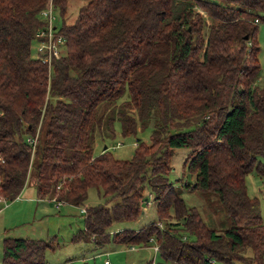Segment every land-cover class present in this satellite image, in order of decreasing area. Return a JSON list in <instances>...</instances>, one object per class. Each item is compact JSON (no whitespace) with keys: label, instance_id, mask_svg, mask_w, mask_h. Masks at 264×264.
<instances>
[{"label":"trees","instance_id":"trees-1","mask_svg":"<svg viewBox=\"0 0 264 264\" xmlns=\"http://www.w3.org/2000/svg\"><path fill=\"white\" fill-rule=\"evenodd\" d=\"M49 1L64 39L50 71L31 53ZM259 23L264 0H0V197L14 200L30 176L38 198L84 207L72 241L153 238L162 261L147 264H264L260 203L246 187L251 171L264 176ZM117 121L123 137L150 125L148 142L137 140L129 159L108 147L95 155V138L114 137ZM38 129L32 153L25 137ZM177 148L189 150L186 187L216 193L230 226L212 228L185 204L168 178ZM90 188L102 202L87 204ZM146 189L156 218L111 232L138 219ZM2 244L0 264H46L55 248Z\"/></svg>","mask_w":264,"mask_h":264},{"label":"rangeland","instance_id":"rangeland-1","mask_svg":"<svg viewBox=\"0 0 264 264\" xmlns=\"http://www.w3.org/2000/svg\"><path fill=\"white\" fill-rule=\"evenodd\" d=\"M79 5L80 2L74 1L72 8L69 9V22L75 18ZM55 24L60 25L58 17ZM258 26L260 70L256 83L264 86V23H259ZM37 49L38 42L33 40L31 53L34 57H37ZM60 49L64 53V46ZM124 97H128L127 92ZM114 128V137L106 138L97 135L93 150L95 155L100 154L106 146L116 158L129 159L133 155L137 140L148 142L152 127L150 125L145 128L139 127L135 136L126 137L121 135L118 121L115 122ZM118 144L120 145L117 146ZM188 153L187 148H177L174 151L171 159L172 169L168 175L169 180L174 184L185 204L198 209L208 226L217 229L230 226L231 222L226 210L216 193L191 190L186 187V183H192L194 180L187 168H183V162ZM262 162H264L263 159ZM246 187L248 195L258 199L260 214L264 221V176H258L255 170L251 171L246 176ZM145 195L153 201L148 189L145 190ZM100 202L102 200L98 197L96 189L90 188L87 204L94 205ZM0 207L4 210L0 212V262L3 253L2 242L5 237L52 241L55 248L45 251L46 264H104L105 260H108L110 264H147L151 261H162L159 253L154 251L155 242H150L147 246H127L119 242H111L106 246L96 248L89 242L72 241L73 235L83 228L84 207L58 204L52 199L51 201L43 199L37 203L35 190L27 183L14 200L0 202ZM142 207L143 212L138 219L116 222L110 227L111 232L124 228L137 230L156 218L153 204H144ZM216 264L222 263L217 262Z\"/></svg>","mask_w":264,"mask_h":264},{"label":"built area","instance_id":"built-area-1","mask_svg":"<svg viewBox=\"0 0 264 264\" xmlns=\"http://www.w3.org/2000/svg\"><path fill=\"white\" fill-rule=\"evenodd\" d=\"M56 16H57L56 11L54 10L51 1H49L47 5L39 13V17L44 21L45 24L41 29H39L35 33V41L38 42L37 57L41 60L42 63L48 66L49 71H50L53 59H58L62 55L60 48L61 46L64 45V39L61 35L58 34V28L55 24V20L57 19ZM38 132H39V129L34 135H29L25 137V140L32 147V153L35 149L36 141L38 138ZM119 145L120 144H118L117 146ZM2 162H3V159H2V156L0 155V163ZM0 202H6V201L4 200L3 197H0ZM151 203H152V200H150L149 197L145 198L144 204L150 205ZM159 226L161 227V225ZM149 241L154 242L153 238H150ZM154 251L155 252L158 251L157 243H155L154 245ZM104 264H110V262L108 260H105Z\"/></svg>","mask_w":264,"mask_h":264},{"label":"crops","instance_id":"crops-1","mask_svg":"<svg viewBox=\"0 0 264 264\" xmlns=\"http://www.w3.org/2000/svg\"><path fill=\"white\" fill-rule=\"evenodd\" d=\"M29 186H31L34 190H35V186H34V184H33V182L30 180V178H28V180H27V182H26ZM25 187V186H24ZM24 189V188H23ZM43 199H49V197H45V198H38L37 196H36V202L37 203H40ZM50 201H51V199H49ZM9 208V207H8ZM7 208V209H8ZM3 208L2 207H0V212L2 211H4V210H2Z\"/></svg>","mask_w":264,"mask_h":264},{"label":"water","instance_id":"water-1","mask_svg":"<svg viewBox=\"0 0 264 264\" xmlns=\"http://www.w3.org/2000/svg\"><path fill=\"white\" fill-rule=\"evenodd\" d=\"M104 149H106V146H104Z\"/></svg>","mask_w":264,"mask_h":264}]
</instances>
